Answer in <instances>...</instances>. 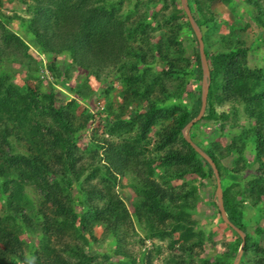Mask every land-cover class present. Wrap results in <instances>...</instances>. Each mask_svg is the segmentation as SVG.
Wrapping results in <instances>:
<instances>
[{"label": "rangeland", "instance_id": "374dc122", "mask_svg": "<svg viewBox=\"0 0 264 264\" xmlns=\"http://www.w3.org/2000/svg\"><path fill=\"white\" fill-rule=\"evenodd\" d=\"M251 1L198 0L193 7L205 22L201 32L208 56L240 47L244 53L235 63L259 74L264 69V0ZM49 8L62 20L61 36L45 45L55 54L34 43L33 31L43 34L38 22ZM84 10L107 13V45L118 50L115 55L74 61L69 53L61 54L70 33L79 31ZM188 20L175 13L172 0H0V168L12 172L0 181V220L20 240L30 264H37L32 253L42 248L43 238L55 252L38 264H79L87 252L93 257L89 264H228L233 254L232 264L238 258L239 264H264V139L250 115L256 112L255 101L250 107L221 73L211 105L207 99L199 118L204 75L195 54L200 42ZM14 33L27 49L12 40ZM161 40L178 61L180 75L162 71L155 51ZM137 48L150 64L136 72L138 81L127 63L136 61ZM211 78L212 72L210 85ZM132 83H155L154 94L168 109L144 139L139 127L146 103L133 99ZM199 107L194 124L179 129L184 112ZM187 135L216 159L223 201L242 213L249 233L243 231L245 240L222 218L218 177L210 176L209 162L189 149ZM69 140L71 165L78 175L83 172L81 181L64 160ZM180 151L183 156H175ZM152 181L172 194L166 204L176 207L177 218L163 223L147 210L148 191L139 182ZM10 205L23 208L27 220L9 215ZM66 221L73 223L44 236L49 222L60 227ZM0 264L25 263L12 256Z\"/></svg>", "mask_w": 264, "mask_h": 264}, {"label": "trees", "instance_id": "16d2710c", "mask_svg": "<svg viewBox=\"0 0 264 264\" xmlns=\"http://www.w3.org/2000/svg\"><path fill=\"white\" fill-rule=\"evenodd\" d=\"M198 0H188V5L191 9L192 15L196 22L198 23L199 27L201 28L202 31L205 25V22L203 19L199 17V15L195 12V9L193 7V3H195ZM210 3H212L213 0H208ZM222 1H229V0H222ZM249 2H252L249 0ZM209 3V4H210ZM172 4L174 6V11L176 14L181 15V16H187L184 8L182 7L181 0H172ZM164 6V4H161V7ZM50 9V10H49ZM45 13L46 18H42L38 22V26L42 28L43 34H39L37 30H34V38H35V48H40L44 49L46 52L47 50L50 51V53L57 51L56 49H47L45 45H49L48 43H53L56 41L57 37L60 32L61 28V17L59 13H57L54 9L52 10L49 8ZM84 14V21L79 29L78 32L75 33H70V36L72 37V40L69 41L70 43L67 45L66 50H61L62 53H69L73 60L75 61L76 58H81L82 60L87 58L88 55L94 57V56H101L106 53H110L112 55H115L116 51L113 49L110 45H107V36H108V28L105 29V26L107 25V13L103 12L102 10H84L82 12ZM36 25V24H35ZM186 25L192 29L191 23L188 20L186 22ZM56 26V28L54 27ZM98 29V31H97ZM105 29V30H104ZM61 36V35H60ZM12 40L16 44H21L20 46L25 47L26 49L28 46L24 43V41L18 36L16 33L12 34L11 36ZM123 39V38H122ZM122 43V42H121ZM242 44V42H237V44ZM165 42L164 40H161L158 42V44L155 46V51L157 54L160 55L162 63L164 64V70H162L166 75H180L177 70L178 68V61H176L172 55V52L165 49L164 46ZM24 48V49H25ZM122 52V50H120ZM136 55V61L135 62H130L127 61L129 65L128 68L134 71L135 75L136 72L140 71L142 67L148 68L150 67V64L148 63L147 60V53L142 50L141 48H137L135 51ZM207 54V58L209 61V67H210V72H212V78H211V85L209 88V96H208V103L211 105V100L215 95V90L218 88V82H217V76L218 74L223 73V76L226 78L228 82V87L236 89L239 91V97L244 98L250 105V107H254V101H255V110L256 112H251V116H254L257 121V130H258V135L259 139L262 140L264 139V134L262 133L264 131V69L259 70V74L254 71H250L247 68H244V65L239 66L238 63H235V60L237 58H241L243 52L242 48H235L231 52H226L219 54L217 56H214L210 58L208 56V50L205 51ZM2 50H0V58L1 57ZM195 54L198 56L199 59V69L200 73L203 72L202 68V62H201V54H200V47H198L197 50H195ZM175 62V63H174ZM225 71V73H224ZM130 75V74H128ZM136 81L137 75H136ZM126 79L128 82H132L131 76H126ZM202 80V78H200ZM131 89L133 90L130 92V89L128 90L132 94V97L134 100H141L144 102L143 109L146 110V119L143 124L139 127V135L141 136L142 139L149 133L152 128L158 123L160 120V117L162 114H164V111H168L167 107H163V102L161 100V96L159 94H154V88H155V83H151L148 85L140 86L138 84H131ZM239 88V89H238ZM46 98H52V96H45ZM6 102L10 103V99H4ZM201 107L198 109H192L191 111H186L182 115V117L179 118L178 120V128L182 129L186 127L190 122H192L200 113ZM55 112L58 115L59 122L63 124L68 130L70 129L69 125L67 122L64 120V117L62 116L60 110L55 109ZM210 117L215 118L214 115V110L210 111ZM21 114V113H20ZM20 114L14 115V118L11 117L13 123L18 122V118ZM259 122V123H258ZM256 123V122H255ZM164 136V134H163ZM62 139V137L60 138ZM169 138L166 139V141ZM171 139L166 142V143H171ZM72 146L73 142L72 140H69L67 142H64L63 145V150L64 153L66 154V158L64 160L68 161V172L70 174H74L76 172L73 166L71 165L72 162ZM189 149L196 155V156H201L199 152L195 150V148L189 143ZM135 147L132 146L130 148V153H134ZM179 151V150H178ZM174 154V153H173ZM179 154V155H178ZM177 155L175 156H183V152H178ZM208 155H210L213 160L216 162V159L212 155L211 152H207ZM130 156H132L130 154ZM201 156L200 158H202ZM204 158V157H203ZM205 159V158H204ZM206 160V159H205ZM208 165V174L210 176H215L214 169L211 164L207 163ZM81 172L79 175L77 174L75 176V179L77 181H81ZM70 174L67 175L66 181H68V184H72V180L70 177ZM12 172L2 170L0 168V181L3 179H8L11 177ZM141 177L140 179H142ZM147 180V179H145ZM5 184L7 185L9 182L4 181ZM1 183V182H0ZM157 183L155 181H152L150 183H141L139 182L140 188L142 190H147L148 191V196H147V201L146 203H150V205H147V210L150 213H156L160 221L164 223L168 217H176V207H171L169 206L167 201V198H170L172 194H168L167 191H160V187L156 185ZM8 190V188H6ZM150 190V191H149ZM11 199V198H8ZM12 204V202H11ZM170 204V203H169ZM225 208L229 217V220L239 229L244 231L247 236L249 233H247V228L243 225L242 222V213L237 209V207L231 202V201H224ZM171 205V204H170ZM11 209V216L14 218H19L22 220H27L26 219V213H24L23 208L20 207H15L10 205L9 207ZM15 210L16 215L14 216L13 211ZM10 213V212H9ZM182 217H178V219H181ZM26 222V221H25ZM72 221H66V224L59 226H56L54 224H51L53 222H49L47 228L45 229L44 236L49 237V233L53 232L54 229L61 230L63 229V226H66L67 224H70ZM73 222H75L73 220ZM72 222V223H73ZM159 233V232H158ZM156 233V234H158ZM165 232H161L160 235H164ZM10 231L2 225V220H0V261L2 262L5 258L7 257H17L18 259H21L25 264H30L28 260L25 259V256L23 255V250H22V244L19 241H17L14 237V234L11 236ZM238 236H240L238 234ZM243 240V238L240 236V241ZM49 238H43L41 241L42 248L37 252L35 251L32 253L36 257L37 264L42 262V259H45L46 257L48 258L47 260L49 261L52 259L54 256L52 255L55 250L50 246L49 244ZM4 248H3V247ZM244 250V249H243ZM237 255H229L228 257V264H232ZM93 259L92 255L87 252L86 255H84L83 261H81L79 264H89L90 261Z\"/></svg>", "mask_w": 264, "mask_h": 264}, {"label": "water", "instance_id": "95a60500", "mask_svg": "<svg viewBox=\"0 0 264 264\" xmlns=\"http://www.w3.org/2000/svg\"><path fill=\"white\" fill-rule=\"evenodd\" d=\"M182 1V5L184 7V10L189 18V21L191 23V26L193 28V30L195 31L199 42H200V54H201V62H202V68H203V106H202V111L200 113L199 118H202L205 114L206 111V106H207V99H208V93H209V88H210V68H209V63H208V59L204 50V42H203V38H202V32L201 29L198 25V23L196 22V20L194 19L191 9L188 5V0H181ZM195 121L191 122L189 124V126L191 127L194 124ZM187 140L190 142V144L212 165L214 172L216 173L217 177H218V198H219V208H220V212L222 214V218L225 220V222L227 224H229L230 226H232L237 232H239V234L242 236V238L245 240L246 238V234L240 230L239 228H237L236 226H234L231 221L229 220L225 207H224V201H223V192H222V187H221V183L219 180V173H218V169L216 167V164L214 163L213 159L204 151H202L196 144L193 143V141L190 139V137L187 135ZM240 257V256H239ZM235 264H239V258L238 260L235 262Z\"/></svg>", "mask_w": 264, "mask_h": 264}]
</instances>
